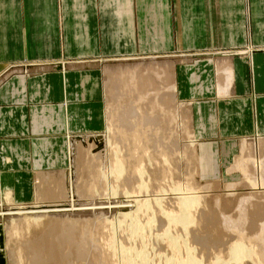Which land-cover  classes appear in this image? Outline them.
Returning <instances> with one entry per match:
<instances>
[{
    "label": "crops",
    "instance_id": "0c3cea01",
    "mask_svg": "<svg viewBox=\"0 0 264 264\" xmlns=\"http://www.w3.org/2000/svg\"><path fill=\"white\" fill-rule=\"evenodd\" d=\"M136 57L196 102L209 173L216 147L264 138V0H0L1 192L25 202L35 173L69 166L103 126V69Z\"/></svg>",
    "mask_w": 264,
    "mask_h": 264
},
{
    "label": "rangeland",
    "instance_id": "374dc122",
    "mask_svg": "<svg viewBox=\"0 0 264 264\" xmlns=\"http://www.w3.org/2000/svg\"><path fill=\"white\" fill-rule=\"evenodd\" d=\"M137 62L141 64H136ZM146 62L142 63V58L136 57L112 65L108 64L103 69V126L98 134L73 141L70 150L72 161L69 160V166L66 161L63 168H50L47 172L35 173L33 177L35 193L33 195L31 192L25 202L17 203V200L14 201L9 194L0 190V210L19 207L31 209L37 205L48 208L58 206L64 209L70 204L71 200L68 196L71 191L78 205L90 209L83 212L88 214H80L78 217L46 215L34 221L29 215H21L15 218V221L0 220V264H136L138 259L135 255H131L130 258L127 256V259L129 258L127 260L121 254L120 246L125 247L126 250L130 247V253L144 249L147 254V264L165 263L167 259L173 258V255L180 254V257L183 255L185 257L186 253H183L182 247H179L181 253L174 254L168 249L167 240L159 237L166 227L167 229L171 227L166 225L165 217L161 214L162 209L166 213L178 211L175 203L182 196L174 192L177 187L182 188L181 190H191L190 192L193 190L202 199V203L199 209L190 212V216L196 222L193 221L189 225L186 235L181 232L182 228L176 225H172L170 229L173 231L169 233L178 237L179 245L183 241L189 243L195 257L203 260L205 264H208L214 253H218L219 250L225 254L224 250L230 245L231 240L236 238L233 236L234 232L230 233V230L227 232L225 227L222 229L221 214L235 216L236 204L241 197L253 198L252 195L259 192L262 195L258 196L260 199L255 200V203L251 202L253 207L249 209L250 216L245 225L246 230L248 226L249 230L257 229L258 223L264 218L262 205L264 182H261L264 180L262 179L264 169H260L261 171L258 169L259 163L264 161V147L258 146L262 140L264 141L263 136L248 137L252 140L242 144L244 147L242 146V152L237 157V149L228 157L222 155V148L216 147L214 157L216 172L209 173L206 164L201 160L203 144L198 142L193 132L191 110L196 102L187 96H180L176 72L170 70L171 67L164 68L167 65L159 66L156 61ZM160 68H164L165 71ZM132 71L138 74L135 84L131 83ZM157 73H162L161 83L156 78ZM213 77L216 80V76ZM173 84L177 89V95L175 93V97H172L167 94L163 97L164 112L156 103L149 100L146 104H140L142 111L144 109L141 107L148 109L146 114L136 112L135 103L146 93H152L149 85L156 90ZM137 88L139 91L136 93ZM140 92H142L141 96H136ZM151 106L153 113L149 114ZM103 139L108 141V146L105 147ZM115 148L120 151L118 155L123 160L124 171L126 170L121 178H117L116 173L110 169L114 161ZM233 162L236 167L233 166L232 170L235 172L227 174V168ZM140 171L142 176L139 177ZM250 181L255 186L249 185ZM141 182L145 183L143 188L145 190L138 191L137 187ZM136 198L139 201L147 200L152 212L158 211L153 213L155 223L148 227L144 222L151 218V211L146 214L142 211L139 213L146 215L143 219L142 216L141 218L138 216V220H143H139V224L146 228L143 227L145 229L142 228L137 233L140 237L136 234L139 238H135L133 234L134 240L131 241L132 234L126 233L127 228L124 230L128 221L123 224L119 215L126 210L134 212L132 208L134 204L130 202ZM155 202L159 205H155ZM120 206L127 207L123 210L118 208ZM146 218L147 221H144ZM249 221H254L256 225L253 224L251 228ZM113 226H116L115 229H112ZM249 230L246 231L247 234ZM135 239L140 240L135 243ZM141 240L144 242L140 243ZM143 244L146 248L142 247ZM244 264L252 263L245 261Z\"/></svg>",
    "mask_w": 264,
    "mask_h": 264
},
{
    "label": "bare ground",
    "instance_id": "6f19581e",
    "mask_svg": "<svg viewBox=\"0 0 264 264\" xmlns=\"http://www.w3.org/2000/svg\"><path fill=\"white\" fill-rule=\"evenodd\" d=\"M131 73V72H130ZM138 74L136 73V71H132V74H131V83L132 84H135L136 83V78H138L137 76ZM156 78L158 79V82H162V73L159 74L157 73L156 74ZM138 80V79H137ZM135 81V82H134ZM135 86V85H134ZM133 86V87H134ZM149 88H151V91L152 93H146L145 96L142 98L139 99V101L137 103H135L134 106H136V112H140V113H145L148 112V109L145 107H141L143 108L144 110L142 111L140 109V104H143L146 102L149 101H153V103H156L157 106L159 107L160 110H163V105L164 102H163V97L166 96L167 94H170V96L172 97H175V87L173 86H163V88H160L159 89H156L154 90V88L150 87L149 85ZM137 90L136 93L139 91V89H135ZM154 90V91H153ZM141 93H138L136 96H141ZM147 100V101H146ZM149 104V103H148ZM152 108H150V113L149 114H152L153 113V106H151ZM155 108V107H154ZM164 112V110H163ZM141 115V114H140ZM150 117V116H149ZM79 139H81V137H79ZM76 140H78L76 138ZM91 142V141H89ZM103 142H104V145L105 147L108 146V141L103 139ZM247 142V141H246ZM245 142V144H246ZM98 143V142H97ZM257 144V143H256ZM101 145V143H100ZM256 146V145H255ZM259 148L260 146H263L264 147V141L262 140V142L260 144H258ZM102 147V145H101ZM244 147V146H243ZM246 148V147H245ZM120 149V148H119ZM252 149V148H251ZM116 152H115V156H114V161L112 163V166L110 167L111 171L115 172L116 173V176L117 178H121L123 177V173L125 174L126 170L124 171V164H123V160L122 158L120 157V155H118V153H120V151H118V149H116ZM242 152V151H241ZM249 152V151H248ZM247 152V153H248ZM251 152V151H250ZM244 155H245V152H243ZM254 153V152H252ZM263 156V155H262ZM245 160V159H244ZM249 160V159H248ZM264 160V158H263ZM72 160H70L71 162ZM247 161V160H245ZM244 161V162H245ZM252 161V160H250ZM242 162V163H244ZM245 164V163H244ZM243 165V164H242ZM258 165V164H257ZM126 166V165H125ZM239 166V165H238ZM237 166V167H238ZM236 167V166H235ZM257 168V167H256ZM241 169V167H240ZM259 171H261L260 169H264V161L263 162H260L259 163ZM131 172V171H130ZM242 172V171H241ZM245 172V171H244ZM243 172V174H244ZM250 173V171H248ZM104 173V172H103ZM112 173V172H111ZM261 174L263 172H260ZM259 173V174H260ZM71 174H73V172H71ZM108 174V173H107ZM242 174V173H241ZM260 174V175H261ZM105 176V175H104ZM125 176V175H124ZM130 176V175H128ZM138 176H142V172L140 171ZM252 176V175H251ZM250 177V176H249ZM130 178V177H129ZM260 179V178H259ZM262 179H264V177H262ZM121 180V179H120ZM141 180V179H140ZM252 180V179H251ZM123 181V180H122ZM245 181V180H244ZM261 182H264V180H261ZM249 185H254L253 182H249L248 183ZM262 183H260L261 185ZM232 185V184H231ZM264 185V184H263ZM255 186V185H254ZM253 186V187H254ZM258 186V185H257ZM232 187V186H231ZM73 188V187H72ZM138 188V191H142V190H145L143 188H145V183L144 182H141L140 183V186L137 187ZM234 188V187H233ZM182 189V188H181ZM179 189V187H177L176 189H174V192H177V194L182 197H179L175 203V207L178 209L177 213H166L164 209H162V212L161 214L165 217V221H166V225L167 226H171L170 228H172V225H176V226H180L182 228L184 235L187 234V230H188V227L189 225H191L193 223V218L190 216V212H192L193 210H197L199 209L198 207L200 206L201 207V203H202V199H200L198 197V195L196 193H194V191L192 190V192H190L191 190H181ZM232 189V188H231ZM230 189V190H231ZM229 190V191H230ZM256 191V190H255ZM254 191V192H255ZM257 192V191H256ZM140 193V192H139ZM199 194V193H198ZM259 194V192H258ZM256 194L255 195L253 194V198H248V197H251V196H248L246 198H242L240 199L239 202H237L238 204H236V212H234V215L236 213L235 216H232V217H229V215H226V214H221L220 216V219L222 220V223L223 224V227L222 229L225 227L227 229V232L228 230H230L231 232L230 233H233L234 232V235L236 238H233L230 243V245L224 250L225 254L223 252H220V250L218 251V253H214L212 259L208 262V264H244L245 261H251L252 264H264V218L262 220H260V222L258 223V227H256L257 229L255 230V228H252L251 226L254 224V221H249V224L250 227L252 229H254L255 231H253L252 229L249 230V226H248V230H249V233L247 234L246 230L245 229V225H246V222L248 220V216H250V213H249V209H251V207H253L251 204V202H254L255 203V200H258L260 198H258V196L260 197L262 195L261 194ZM176 195V194H175ZM250 195V194H249ZM70 197V204H68L69 206L62 209V208H58L57 207H51L48 208L47 206H43V205H37V206H34L33 208H29V209H26V208H9V209H4V210H0V220L1 221H4L5 220H14L15 218H18L20 217L21 215H29L33 218L34 221H38L39 219H41L42 217L46 216V215H54V216H69V217H72V215H76L77 217L80 216V214H88V213H83V212H86V210H90V209H87L86 207L84 208L81 204L78 205L76 203V199L74 200L75 196L73 195V191H71L69 193V196L68 198ZM135 197V196H134ZM165 197V196H164ZM177 197V196H176ZM175 197V198H176ZM254 197L256 199H254ZM135 199V198H134ZM232 199V198H230ZM254 199V201H253ZM155 200V199H154ZM227 200V199H226ZM221 201V200H219ZM224 202V201H223ZM227 202V201H226ZM132 204H134L132 206V208L135 210L134 212H131V211H124L122 214L119 215V217L123 220V224L124 222L128 221V224H125L127 225L124 230L127 228L128 232L126 233H130L132 234V238L131 241L134 240V237L136 236L137 233H139L141 231V229L143 227L146 228V226H143L141 227L142 225L139 224L140 222H138L139 220L140 221H143L141 219H143V217H146V215H140L139 213L144 212L145 214L148 212V211H151L150 209V203L146 200V201H143V200H134L133 202H130ZM113 204V203H112ZM159 205L158 202H155V205ZM257 204V202H256ZM259 204V203H258ZM261 204V203H260ZM104 205V204H103ZM264 206V204H262ZM66 206V205H65ZM119 206V205H118ZM45 207V208H44ZM90 207V206H89ZM127 206L124 207H118L119 209H126ZM163 207V206H162ZM110 208V207H109ZM112 208V207H111ZM157 208V207H156ZM94 209V208H93ZM99 209H102V208H99ZM113 209V208H112ZM159 209V208H158ZM220 209V208H219ZM218 209V210H219ZM121 210V211H123ZM221 210V209H220ZM219 210V211H220ZM235 210V209H234ZM94 211V210H93ZM158 210H156V212H152V216L150 219L146 218V220L144 221H148L147 222H144V224L146 223L147 227L148 225H153L155 223L154 221V215L153 213H157ZM109 212V211H108ZM224 212V211H223ZM253 212V211H252ZM120 213V212H119ZM220 213V212H219ZM104 214V213H103ZM159 215V214H158ZM256 215V214H255ZM255 215H253L255 217ZM262 215V214H261ZM138 216H142L141 219L138 220ZM105 217V216H104ZM113 217V216H112ZM263 217V216H262ZM118 218V217H117ZM253 218V217H251ZM250 218V219H251ZM68 219V218H67ZM66 219V220H67ZM70 219V218H69ZM68 219V220H69ZM119 219V218H118ZM164 219V218H163ZM9 220V221H10ZM87 220V219H86ZM117 220V219H116ZM161 220V219H159ZM0 221V222H1ZM15 221V220H14ZM256 221V220H255ZM122 222V221H120ZM163 222V221H162ZM196 221H194L195 223ZM17 223V222H16ZM13 224V223H11ZM121 224V223H120ZM157 224V223H156ZM155 224V226H156ZM15 225V224H14ZM119 225V224H118ZM158 225V224H157ZM256 224H254L253 226H255ZM121 226V225H119ZM222 226V225H221ZM4 227V226H3ZM15 227V226H14ZM116 227V226H115ZM115 227L113 226L112 229H115ZM6 228V227H5ZM4 228V229H5ZM143 228V229H145ZM162 227H160L161 229ZM168 227H166V230L163 229L164 233L159 235V237L166 239L167 240V246H168V249H170L174 254H179L181 253L179 250L180 248L179 247H182L184 250L183 253H186L185 257L183 255V257H180L181 255H173V258H171L170 260H166L165 263H162V264H205L203 260H198L196 257H195V253L192 249H190V246H189V243H187L186 241H183V243H181V245H179V239L178 237H175L173 235H170L169 231H171L172 229H167ZM174 228V227H173ZM3 229V230H4ZM158 229V227H157ZM225 229V230H226ZM100 231V230H99ZM144 231V230H143ZM151 231V230H150ZM153 231V230H152ZM173 231V230H172ZM114 232V230H113ZM122 232V231H121ZM124 232V234H125ZM156 233V232H154ZM118 234V232L116 233ZM133 234H134V237H133ZM142 234V233H141ZM140 234V235H141ZM115 235V234H114ZM138 235V234H137ZM143 235V234H142ZM153 235V234H152ZM125 236V235H124ZM129 236V235H128ZM131 236V235H130ZM139 236V235H138ZM115 237V236H114ZM123 237V236H122ZM126 237V236H125ZM140 237V236H139ZM139 237H135V238H139ZM157 237V236H156ZM155 237V238H156ZM12 238V237H11ZM14 238V237H13ZM12 238V239H13ZM130 238V237H129ZM129 238L127 239V241L129 240ZM143 238V237H142ZM141 238V239H142ZM115 239V238H114ZM151 239V238H150ZM158 239V238H157ZM162 239V240H164ZM11 240V239H10ZM138 240V239H137ZM135 239V243L137 241ZM140 240V239H139ZM138 240V241H139ZM159 240V239H158ZM157 240V241H158ZM165 240V241H166ZM137 241V242H138ZM153 241V240H152ZM112 243H114L113 241H111ZM120 242V241H119ZM144 241L141 240L140 243H143ZM132 243V242H131ZM134 243V244H135ZM139 243V244H140ZM156 244V243H155ZM142 245V244H141ZM140 245V246H141ZM145 244H143L142 247H144ZM148 245V244H147ZM113 244L110 245V247L112 248ZM120 246V245H118ZM9 247V246H8ZM148 247V246H147ZM156 247V246H155ZM113 248H116V247H113ZM133 248V247H132ZM146 248V247H144ZM149 248V247H148ZM147 248V249H148ZM142 249V248H141ZM153 250V248H152ZM158 250V249H157ZM131 251V248L129 247V249H125V247L123 248V246H120V252L122 255L125 256V258L127 259V256L130 258L131 255H135V257L138 259V262L136 264H147V254L144 252V249H142L140 252H134V253H130ZM153 252V251H152ZM182 253V254H183ZM222 253H223V256H222ZM49 254V253H48ZM146 254V255H145ZM153 254V253H152ZM158 255V254H157ZM160 255V254H159ZM156 256V255H155ZM124 259V257H122ZM128 258V259H129ZM157 259V257H155ZM211 258V257H210ZM127 259V260H128ZM150 259V258H149ZM148 259V260H149ZM161 259V258H160ZM129 262V261H128ZM161 262V261H160ZM154 263V262H153ZM157 263V262H156ZM131 264V263H130ZM155 264V263H154ZM159 264V262H158Z\"/></svg>",
    "mask_w": 264,
    "mask_h": 264
},
{
    "label": "water",
    "instance_id": "95a60500",
    "mask_svg": "<svg viewBox=\"0 0 264 264\" xmlns=\"http://www.w3.org/2000/svg\"><path fill=\"white\" fill-rule=\"evenodd\" d=\"M77 139H79V137Z\"/></svg>",
    "mask_w": 264,
    "mask_h": 264
}]
</instances>
